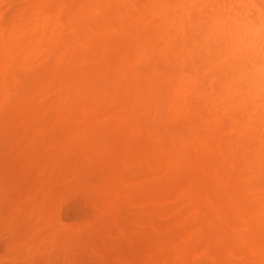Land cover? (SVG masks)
I'll use <instances>...</instances> for the list:
<instances>
[{"label":"rangeland","instance_id":"1","mask_svg":"<svg viewBox=\"0 0 264 264\" xmlns=\"http://www.w3.org/2000/svg\"><path fill=\"white\" fill-rule=\"evenodd\" d=\"M38 2H48L47 4H49V2H53L52 5L45 6L46 10L48 7L49 8L48 10L50 12L51 11L53 12V20H54L53 21V48H51L48 44H46L48 46L43 45V48L40 51L41 53L39 56L42 59V55H44L43 59L40 60V62L48 60L49 57L53 56L51 59V64L49 63L50 67H49V65L47 66V67L52 68V69H51V71L50 70L48 71L50 74L49 73L47 74V71H45V74H43L44 67H41V68L37 67V65L38 64L41 65V63H35V62L32 63L36 69V72H38L39 74H37V75L32 74V75H34L33 77H35V78L31 77V80L30 81L28 80L29 84L25 83L28 86L30 85L31 88H28V86H26V85H25V87L22 86L23 89H20V91H21L20 94L23 96L21 97V95L19 94L18 98L20 100L21 99H24L25 101L28 100L29 103H30V101L33 102V100H34V102L25 108V106L23 107V105H25L28 102H26L24 104V102H23L24 100H22L23 104L21 103L20 114H21V112H23V114H21L19 118L17 117L18 121H16L17 124L15 126V127H18L20 124H22L21 128L19 129L20 135L18 134L19 130H18V132L15 133L14 129H13V131L12 130L9 131V132L12 131V133H13V137L11 139H9V137H11L10 136L11 133H8L6 139L4 137L3 144L1 145L2 146L1 148H3V157H5L4 162L6 161V163H9L13 159H15L16 155L19 152L24 151V153H26V155L24 156V154H21L17 158V160H18L17 163L23 162L26 157H29L27 155L29 154L28 152L30 151V149L31 148L36 149L38 147V145H37L38 140L42 144V145L40 144L41 149L39 148L40 151H38L39 157H41V155L44 152L50 153V151H52V149H53V153H55L56 152L55 149H58L60 147H61L60 149L67 151L71 147V144L75 148L74 149L70 148V150H72V151L77 150L79 152V154L77 151H76L77 153L76 152L72 153V151H71L72 154H70V151H69L68 156H67V154H66L67 152H65V151L63 152L61 150H58V152H56L57 153L56 157H54L55 155L49 156L48 163H49V161H50V163H51V161H53V163H54V159H57V161H55L56 163L53 164L56 166L48 168L46 171V174H45V181H47V182H48L47 177L50 175L51 171L53 174V185H52V187H51V181H50V183H48L46 185V189H50V187H51V189H53V196L55 195L54 197L53 196L51 197L53 202L51 201V199L49 200V202L50 201L52 202V204L49 203V208L52 205L53 207H51L50 209L53 208V210H51V212H50V209L48 208V210L45 214L46 216H44L46 218H43L39 222L37 219H35V218L33 219V216L30 213L32 210L31 205L26 206L25 211L23 209V214H22V212L20 213V214H22V216L19 217V219L23 217V219H22V220H24L23 223L28 222L27 224H29V225H27L28 228H25L24 230H22V232H21L22 236L21 235L20 236L23 238H22V240L19 239L20 242H18L19 241L18 240V241H15L14 244L12 243L11 245H9V247L11 246V249L10 248L7 249L6 245H4L2 243L0 244V264H15V263L16 264H70L71 262L75 263V264L77 262H78L77 264H264V242L257 241L260 238H262V240L264 241V238H263L264 237V230H259V229L253 228L254 231H251L252 228L247 229L243 226L245 222H248V216H249V213L251 210L249 209L247 211V209L244 208L246 211H242V213H236V214L231 213V212L227 213L228 211H226L224 208H221L222 205H221V207H219L220 204H218V202L216 203L215 206L212 204L211 207H209L210 205L208 203H210V204L214 203V200H216V198L212 199V196L211 197L209 196L211 194L209 192H211V190H212V192L214 191L215 193H218V190L215 188L214 182H212L211 180L208 182L207 181L204 182L202 180L203 184L207 187L206 190L202 189V191H204L202 194L204 197L201 196V199H202L201 203L203 205L202 206L199 205V201H197V200H192L193 199L192 197L195 198V194H196V196H198V194H201V193H195L198 191V187H196L197 189L193 188V190H195L194 192H192V190H191V185H192L191 182L197 181L196 178H195V180H193L194 178L192 176V172H193V174H197L198 169H196L195 165L186 166L187 163H189V161L185 162L186 165L184 163V165H185L184 168H181L182 173L185 176H183L181 173L182 176H179V177L174 176V177H171L169 179H161V180L155 181L157 183L154 182V186L149 185L147 187L144 185V182L146 181L145 178L149 177V175L151 176L152 174H154V175H152L153 176L152 178H156V177L161 178L162 175H164V170L161 168H157V167H152L150 169L148 166H143L142 172L143 171H145V172L143 174H141L142 172H139V173H140V175H142L144 177L140 176V178H138L134 182H132V186L138 185L137 186L138 190H141L140 188H142L143 190H148L147 192H149V193L154 192L153 190L149 191V189H152L151 187H153V189L157 188L156 190L160 191L159 186L160 187L162 186L163 188L165 187V189H168V191L165 189H164V192L160 191V193L161 194L163 193V194L159 195L155 199H153L154 195L152 196V198L149 197L152 200L151 201L150 199L147 200V198L149 196L148 194H146V197L145 196L142 197L143 194L137 195V192H138L137 189L132 190L131 192L130 191L127 192L125 190V186L122 185L121 188L122 189L124 188V191H122V195L118 199L121 201L120 204H123V203H126V204H124V206L120 205L121 210H119L120 209L119 205H118L119 209H117L115 207V209H117V210L113 211V212H115L114 216L111 215L110 217L109 216L103 217L104 221L100 220L99 222L101 224H99L97 221H95L96 219H94V218L95 217L98 218L100 216L99 211L103 215L105 213H108V208L111 207V205L114 201V197H112V195L110 193H112L113 190L117 186V183H116L117 178L116 177H118V175L116 176V172H117V174H119L122 171L121 161L123 160V157H125L124 156L125 154L123 153L124 147L119 146L120 144L117 142L118 136H116V134H114V135L109 134L111 132L110 131L111 127L109 130H107L108 129L107 127H106L107 129H105V127H103L105 129V131H103L104 133L102 132L103 129H101V131H100L99 130L100 128L99 129L95 128L94 130H98V131H100L99 133L105 134L104 137L102 136L104 139H107V137H109V136L112 138V136H113V138H115V139H111V138L110 139L114 140L115 142H113L114 143L113 144L110 140L111 144H113L112 148H110V146L107 147V145H105L103 147V146H101V144L103 142L97 143V141H99V140L95 139V136L94 137L92 136L91 138H94L93 140H96L95 141L96 146L91 145V143H88V144L91 147H98V149L100 148L99 151L97 150L98 152L96 151V153H95V151L94 152L90 151V153L86 152V154L84 152V154H82L80 152H83L86 149L82 145H81L82 146L81 148H83L82 151L77 149L79 147V143L81 141L77 143V140L76 139L74 140V138H75V136H78V137H79V135L81 136L80 132L83 129L82 128L83 126H80V124L77 125L76 128L72 126V123L75 122L76 120L77 121L81 120L84 117L85 113L91 112V114L95 115L94 112H96V110H97L98 112H96V114H98V113H101V114L99 115V117L96 115V118H98L99 121L104 120L106 122V125L109 127V125H111V124L108 120L112 121V118L114 115H118L119 119H121V116L123 114L124 115L129 114L127 112H130V113H132V116L133 115L135 116V110H136V116H137L136 118L137 119L135 118V122H134V124H136V126L133 124L132 125L130 124L132 126V128H134V130L127 131V136H131L133 139H136V137H137V138H139V140H144V141L150 140V141H152L151 144L153 146H157V147H161V148H162V146H161V143L158 144L159 142L163 141L164 143L165 142L167 143V141H169V139L176 140V137L177 138H179V137L186 138L185 137L186 136L185 131L188 128V125L185 122H181V121L179 122V120H178V122H179L178 123L177 120L170 118L169 106H168L169 103L165 102V104H164V102H163V101H166L167 94L164 90L163 83L161 82V80H159V77L156 74L151 73V72L148 73L146 71V73H145V71L143 69H142V71L138 70L139 75L141 73H143L140 76L141 77L144 76L145 82L142 81V83L144 82L145 85L147 86L146 87L145 85H143L142 92H141V84H137L136 85L137 87H135V85H134L135 79H137L136 83H138V81L140 80L139 78H141V77L139 75L135 76L136 78L133 79V82H131L132 78L134 77L133 74L131 73V68L139 66L141 64L143 67H144V65H145V67H148V65H150L149 67H152L151 65H153L154 67H159V66L161 67V65H163L166 67L168 66L170 68L171 67L176 68V69L180 68L181 72L179 71V69H178V71H179V73H181V75H183V77H185L186 80L193 81V82L200 81L199 83H203V82L204 83H206V82L207 83H214L215 89H217V91L216 90L215 91L222 93L225 96H229V97H236V96L237 97H260V98L264 99V57L262 55L258 54L257 52H254V51L248 50L246 48H243L242 46H239L235 41H233L232 39H230L228 37L223 36L222 34H217L216 32L213 33L212 29L209 27V25H207V22L204 21L205 18L208 19V18H211L212 16H216V15L217 16H227V17L229 16L232 18H238V19L245 21V22L256 23V24H258L264 28V0H0V14L8 13V16L14 15L13 17L9 16L11 23L8 22L9 19L8 20L5 19L7 22L4 20L2 23H0V25L2 26L6 22L5 26L3 25L4 27H6L7 25L9 26V24H10L9 28H11V30L9 29L10 31H8V29H7V31L11 32L13 29V26L15 24L14 22H15L16 16L14 13H16L18 11H23V10H29L33 5L37 4ZM55 14L56 15L59 14V15L55 16ZM54 16H55V18H54ZM60 17L62 19L64 18L65 22L64 21L60 22L61 21V19H59ZM6 28H4V29H6ZM102 35H105L106 37L103 38ZM83 36L84 37L86 36L85 37L86 40L88 38V42H86V40H85V42L82 41V39H84ZM80 38H82V39H80ZM89 41L92 43V44L90 43L91 45L88 44ZM90 46H94L93 47L94 51H92L93 50L92 48L90 50H88L90 48ZM128 48H130V49H128ZM82 50H84L85 52L81 53V52H83ZM100 51H128V52H130L131 56L129 59L127 57V61L130 62L132 60L131 62L134 64L129 65L128 62L127 63L129 66H127V63H126V65H124V63L120 64V73H119L115 70L116 63H115V61L111 60L113 58L103 59L100 56L99 59L98 58L95 59V55L98 54V52H100ZM83 54H85V55L83 56ZM133 54H134V57H133ZM93 55H94V57H93ZM82 57H83V59H82ZM76 58H77V60H76ZM89 58H91V59H89ZM84 59H86V60H84ZM107 60L109 62H106ZM145 60H146V62L143 63ZM110 62L113 63V65ZM94 63H98V65L101 64L102 69L105 70V71L99 70L98 73H100V72H102L101 74L104 73L99 78H97L98 76L95 78L93 77V75L96 74L97 70L99 69V66H97V68H96V65ZM103 64L105 65V67H103L104 66ZM110 64H111L113 69L110 66V68H109L110 70L108 72H106L107 66L109 67ZM31 65H30V67L33 68L32 67L33 65L32 66ZM121 65L123 68H121ZM126 68H127V72H129L128 74L127 73L125 74ZM100 69H101V66H100ZM111 69L113 70L114 74L117 75V77L119 79L120 78L122 79V81L114 79V81L115 80H117V81L113 82L112 84L108 82L109 84H111V87L106 86L105 89H107V91H110L111 97L109 98V93H107L108 98L106 97L107 100L105 101L103 99V96L106 94L102 93L105 90V89H103V80L102 81H99V80L103 79L104 78L103 76L108 75V74L110 76V77L108 76L109 80H110V78L114 76ZM47 70H48V68H47ZM54 70L58 71V72L56 71L57 74H55V75L59 74L57 77L53 76L55 73ZM78 70L80 71V73L78 72ZM82 71H84L83 72L84 75L79 76L82 73ZM32 72H33V70H32ZM175 72H177V70L173 71V73H175ZM42 75H43V77L48 76L47 79L45 78L46 79L45 83H44L45 79H43ZM138 76H139V78H138ZM53 77H54V79H53ZM108 77H106V78H108ZM128 77L130 78V80L128 79ZM78 78H80V80ZM37 79H40L41 84L39 83V81H37L39 84L36 87H35V84H32V85H34V86H32L31 85L32 82L37 84V82H36ZM52 79H53V81H51ZM148 79L149 80L154 79L153 81H155L156 83L153 82L152 80L149 82ZM93 80H95V81H93ZM50 82H52L53 84L55 83V86L53 84H51ZM82 82L84 85L85 84L87 85V83L89 84L88 86H85L86 89L83 91H81L83 89L82 88L83 85L80 84ZM110 82H111V80H110ZM157 82H161L160 83L161 87L159 85H157ZM95 83L99 87H97V86L94 87ZM139 83H141V81H139ZM151 83L152 84L155 83L156 85L154 84V87L152 88ZM104 84H106V83H104ZM118 84H120V85L123 84V86H120V88H115L116 86H118ZM127 84H128L127 87H129V88L125 87ZM49 85L52 86L50 89H48ZM226 85L228 87H225ZM61 86H63V87H61ZM26 87L28 89H25ZM46 87H47V89H46ZM90 87H91V89H89ZM99 88L103 89V91L101 90L102 92H100V93L97 91L96 93L98 96L94 95L95 93H93V92H95V90L100 91ZM88 89H89V91H88ZM155 89H157V92ZM29 90H31V91H29ZM69 90H72V91L70 92ZM118 90L122 91L120 93L121 98L118 97V95H119ZM161 90L164 93L163 92L161 93ZM23 91H25L26 93H24ZM41 91H44L43 92L44 94L40 93ZM84 91H86L87 93L85 94L84 97H82V95H84V94H81V93H84ZM107 91H105V92H107ZM144 91H146V92H144ZM29 92H31V93H29ZM69 92H70V94H69ZM101 93L103 94V96L99 95ZM113 93L118 94L117 95L118 99H116L117 101L116 100L114 101V103H118V104H116L117 107H114V108L113 107H107V108L104 107V109H106V111L104 109L100 108L106 102L110 103L111 100L114 99ZM134 93H135V96H133ZM137 93H141V94L139 95ZM148 93L149 94L152 93V96H150ZM136 94L140 97L139 99H137L138 97L136 96ZM142 95L144 97H142ZM161 95H163V96L159 98V96H161ZM126 96L128 97L127 100L125 99ZM72 98H75V100ZM85 98H86V100H85ZM158 98L161 100V102ZM71 99L74 100V102L77 101L75 103V105H73L74 103L73 104L71 103ZM101 99H103V101ZM120 99H123V100L119 101ZM79 100H81V101H79ZM93 100H94V102H92ZM95 100H97V101H95ZM100 100L103 103H101ZM67 101L69 102V104L73 105L72 106L73 108H71L69 106V104H67ZM118 101L121 102L122 104H119ZM148 101H149V103H148ZM96 102H99V104ZM133 102H134V104H133ZM62 103L66 104L64 108L62 107L63 106ZM78 103H81V104L78 105V108H77L76 105ZM152 103H153V105H151ZM154 103L156 104V107H159V105H163V106H166V108L164 107L162 109V106L159 108H155ZM198 103H200L199 105H197L198 109L200 111H201L200 108L205 109V110H203L204 112L207 111V113L206 112L205 113L208 114L207 115L208 119L205 117L206 114H204L202 111L199 113L201 114L202 117H204L203 120L208 122V120H210V117H211L209 115H211V114L209 113V111L205 107L206 105L203 101H200ZM137 104H139V107ZM141 104H143V105H141ZM42 105H43V107H41ZM112 105L113 104H111V106ZM135 105H137V108H134ZM57 106H59L58 110H60V106H61L63 111H57V108H56ZM140 106H141V108H140ZM33 107H34V109H33ZM167 107H168V109H167ZM51 108H54L56 110H53V111L48 113V111H50ZM133 108L135 110H133V112H131L132 110H130V109H133ZM138 108H140L139 111H138ZM160 108L163 111H165L164 113H166V114H164ZM28 109H32L35 112L31 113V111H29L30 112L29 113ZM71 109L73 111H71ZM122 109H126L125 110L126 113H124L123 111L121 113L117 112V110L120 111ZM166 109H167V112H166ZM25 110H27L26 111L27 113H25ZM38 110H41V111H38ZM102 110L104 112H102ZM219 110H220L219 113H221L222 108H220ZM146 111H147L146 114H148L147 118L145 117L144 119H141V121L143 120L142 123L136 121V120H139L141 116H142L141 118H143ZM46 112L49 116L44 115V114H46ZM59 112H61V113H59ZM69 113L71 114V116L69 115V117H68ZM161 113H163V114H161ZM149 114H151V115H149ZM157 114H159V116H157L158 118L161 115L162 120L160 122H164L163 118H165L166 122L165 123L158 122L159 121V120H157L158 118L156 119ZM53 115H55V116H53ZM164 115H166V116H164ZM219 115H222V117H220ZM24 116L28 120V122L26 121V123L23 122ZM40 116H42V119H40L41 118ZM218 116L220 118V123H221V119L224 120L223 121L224 123H225V120H228L231 122V120H229L228 118L227 119H226V117L223 118V111L221 114H218ZM47 117H50L51 120ZM62 118L64 120H62ZM154 119L157 120L159 125L162 124L163 127L167 123H170V124L175 123L174 124L175 127L177 126L176 124H181L180 128L181 127H183V128L180 129L181 132L180 131H178V132H180L182 134V132L185 130L184 131L185 134L179 135L178 132H175L177 134L176 135V134H174L175 130L173 129V132H172L173 136L171 135L173 138H171V136L167 135V133H169V132L164 130V128L162 126H161V129L160 128L158 129L156 127V125L154 126L155 128L153 127V124H151V122L153 123ZM37 120H39L38 123H37ZM132 120L130 122H132ZM40 121H41V123H40ZM230 122L228 124L229 126L231 125ZM43 123L47 124V125L45 124L46 127H42ZM137 123H139V125H142V126L139 128V125H137ZM226 123H227V121H226ZM55 125H57V126H55ZM145 125L146 126L148 125V127L145 128L146 130H143ZM150 125L152 127H151V131L149 132ZM159 125H158V127H159ZM224 125H223V127H224ZM28 126H30V127H28ZM218 126H220V125H218ZM218 126H214L212 128V131H216L218 129ZM229 126H226V129L223 128L224 130L220 129L221 131L218 129L220 134L218 132L212 133L213 136H214V134L216 135V138L219 136V140L217 139L215 141L216 143L218 141L221 142L222 139L224 140V135H225V137H227L226 134L228 133V130H229L228 127ZM167 127L171 128L169 125H167L166 128ZM177 127H176V129H177ZM51 128L54 129L53 132H55V133H57L58 130L59 131L62 130L63 132H62V134L59 133V131L57 134H55V133L51 134L50 133L52 131ZM55 128L56 129L59 128V129L56 131ZM49 129H50V132L48 135L51 137H48L47 133H45V132H48ZM64 129L67 130L66 133H65ZM26 130H28V131H26ZM152 130H154V133L156 135L161 134L164 137L156 136ZM160 130H161V133H156V132H159ZM167 130H169V129H167ZM178 130H179V128H178ZM98 131H93V133L94 132L96 133ZM141 131H142V134H145L146 136L140 135ZM171 131H172V129H171ZM24 132L29 133L27 135V137L23 136V135L27 134V133L25 134ZM148 132L150 134H146ZM151 132H152V134H151ZM45 134L47 135V137L45 136ZM106 134H109V136H106ZM16 135H19V136H16ZM41 135H42V137L44 136V138H42V137L40 138L39 136H41ZM55 135H56V138H54V139H56V141H54L52 139L49 141L46 140L48 138L55 137ZM153 135H155L156 137L154 138ZM22 136L24 137L23 141L21 140ZM37 136L39 137V139L37 141L32 142L34 144L33 145L31 143V141H33V138L34 137L36 138ZM141 136H142V138H141ZM14 137H16L17 139ZM83 137H85V136L83 135ZM83 137H82V139H83ZM151 137H152V139H150ZM157 137H159V139H156ZM161 137H162V139H161ZM40 139H42V140H40ZM163 139L166 141H164ZM66 140L67 141L70 140V142H72V140H74L73 143L76 141V144L75 145L73 143L69 144V142L67 143ZM79 140H80V137H79ZM87 140H88V138H87ZM90 140H92V139H89L88 141L85 140L86 143L85 142H83V143H85V145H86L87 142H89ZM173 140H170V142L167 143L168 145H165V146H167V148L165 147V150L174 146L175 142H173ZM64 141L66 142L65 144H64ZM103 141H107V140H103ZM155 141H159V142L157 143ZM40 142H38V143H40ZM48 142H50L49 145H48ZM90 142H92V141H90ZM110 142H108V143H110ZM220 142H218V143H220ZM225 142H227V140H225ZM35 143H36V145H35ZM43 144H45V145H43ZM66 144L70 147L68 149H64V147L62 148V146H65ZM88 144H87V146L90 147ZM92 144H93V142H92ZM178 144L179 143H176L175 146L173 147L174 152L177 149ZM162 145H164V144L162 143ZM224 145L226 146L227 143ZM91 147H90V150H91ZM113 147H116V149H114ZM95 149L96 148H94L92 150H95ZM60 152L61 153L63 152L64 155H62L63 153L61 154ZM92 152H93V154H91ZM60 154L62 155V157ZM187 154L191 155V150L190 151L187 150V152L185 153L186 157H187ZM39 157H37V158L39 159ZM66 157L69 159L68 161L66 160L67 162L63 160ZM191 166L194 167L192 172L190 171L192 169ZM53 169H54V171H53ZM141 169H140V171H141ZM146 171L148 174H146ZM194 176L197 177V175H194ZM180 180H182V182H180ZM200 182H199V184H200ZM44 183L45 182H43V184ZM182 183L184 184V186ZM247 184H245L244 186L241 187V188H243L242 190H245L246 187H248L246 190L247 193H245V191L243 193V191H242V197L244 198V200L242 198H241V200H243L244 206L249 201L248 192L252 188L251 187L252 184H250V183H247ZM204 185H202V186L204 187ZM144 186L146 187V189L144 188ZM170 187H172V188H170ZM211 187H213V189H211ZM143 190H141L140 192L142 193ZM161 190H163V189L161 188ZM186 190H187V192H186ZM166 191H167V193L168 192L171 193L170 196L173 195V197L170 198L169 194L166 195L168 198L165 197ZM176 191H177V193H176ZM199 191H200V189H199ZM128 193L133 194L134 197H136V196L140 197L141 196L142 198H140L138 203H137V201L133 200L134 197L129 201V198H131L132 195H130ZM106 195H107V197H106ZM109 195H111L110 196L111 198L109 197ZM163 195H164V197H163ZM162 197L164 198V200L161 201V199H160V201H161V203H160L161 208H160L159 204L158 205H156V204L159 202L158 201L159 198H162ZM214 197H218L219 199L220 198L223 199V196L220 197L219 194L218 195L216 194ZM245 198H247V200ZM38 199H39V201H42L41 196H39ZM103 199H105V200L103 201ZM145 199L147 201H144ZM153 200H156V201H153ZM184 201H186V202L183 203ZM223 201H225L224 204L226 202H228L225 196H224V199L221 200L220 202H223ZM99 202L104 204V206L102 204L99 205ZM178 202H179V205L176 204ZM117 203L119 204V201ZM150 204H151V208L149 207ZM152 204H154L155 206H153ZM164 204H165V206H163ZM197 204H198V206L204 207L205 209L202 208L204 210H202L200 212V207H198ZM95 206H98V212H97V210L95 211ZM187 206H189V207H187ZM146 207H148L147 210L150 209L149 210L150 212H153V210H154V213H153L154 219H153V216H151L152 213H149V211L148 212L146 211V213H149L150 217H152V218H149V214H148V216L143 215L145 213L144 211H143L142 215L146 216V217L142 218V217H140V215H138L139 213L136 211L137 212V213H135L136 218H134V220H129L130 221V224H129L127 219H130L131 216H127V214L128 215H130V213L133 214L135 211L134 212H132V211L135 208H136V210L140 209V211L139 210L138 211L142 212L141 210H146L145 209ZM163 207H167V209H165V208L163 209ZM168 207H170V210L168 209ZM171 207H174V208L171 209ZM123 208L125 210L127 208L126 211L127 212L130 211V212L125 214L127 216V218L126 217L125 218L119 217L121 219V223L118 224L116 222V220L119 219L118 213L121 212V214H122V215L119 214V216L120 215L124 216L123 213H126V211H122ZM159 208H160V210H159ZM14 209L15 210H13V209L12 210L16 211V208H14ZM131 209H132V211H131ZM162 209L165 212H162L161 211ZM221 209H223V210H221ZM118 210H119V212H118ZM183 210H185V212H183ZM207 210H208V212H207ZM212 210H214V211H212ZM210 211H211V213H210ZM96 212L98 213L97 215H96ZM167 212H168L167 217L164 216L165 218L164 217L160 218V216H162L163 213H165L167 215ZM181 212H182V214H180ZM219 212L221 213V215L219 214ZM51 213L53 215H51ZM244 213L246 216L242 215ZM159 214H160V216H159ZM87 215H88V217H93L96 226H97V224H99L102 227H101V230L97 231L98 233H93L94 235H91L90 239L89 238L86 239L85 243L81 242L82 245L78 246L76 243H73L72 246H74L75 249L78 248L81 250V248H85V249H82L83 252L81 251L83 254L80 252L81 258H79V255L72 254L73 253L72 252L73 249L71 248L72 246L68 247L69 246L68 244L63 243V239H62L63 237H61L60 234L63 233V230L67 231L69 229V227H71L73 225L78 226L79 224L77 222L79 221V223H80V221H83V220H81L83 218L85 221H83L81 223V225L84 226L85 222H86L85 217H87ZM207 215H209V216H207ZM222 215H224L223 217H224L226 222L223 221L224 219L222 218ZM17 216H18L17 213H12L10 211L9 213H7V215L4 218H0V241L4 240L6 238L5 234L11 228V227H9L10 226L9 223L12 219H15V220L18 219ZM55 216L57 217L58 221L56 220ZM115 216H117V218H115ZM172 216H174V218H176V219L173 218L175 221H177V218L179 219L178 223L171 221ZM53 217H54V219H53ZM138 217H140V218H138ZM147 217L149 218V220L147 219ZM227 217H229V218H227ZM123 218H124V220H123ZM141 218H142V220L145 218L143 220V222H146V221L148 222V225H145L146 227H144L143 226L144 223H142L140 221ZM47 219H49V220H47ZM214 219L217 221L215 222ZM232 219L234 221H232V224H231L229 222H231ZM87 220H88V218H87ZM136 220H137V222H136ZM153 220H156V223L160 222V225L165 220L163 222V226H162L163 231L165 230L163 233L164 235L158 234V231H156V229L154 228ZM168 220L171 223L174 222L172 224L169 223V225H172V226L168 225ZM201 220H202V222L206 221V222H204V225H206V227L202 228L203 225L201 227V224H203V223H200ZM56 221L58 222L57 224H56ZM90 221L93 222L92 219H90ZM109 221L112 223L110 224ZM125 221L128 224L124 225ZM133 221H135V222H133ZM184 221H186L185 222L186 224L184 223ZM239 221L242 224V226L238 224ZM37 222L39 223L38 226H37V224H38ZM132 222H133V225L135 223V225H134L135 227L132 225ZM166 222H167V224H166ZM137 223L141 224V225L139 224L140 229H141V227L145 228V229L142 228L143 231L144 230L146 231L147 229H149V227L152 230L155 229V231L152 232L149 229L152 234H150L149 230H147L146 233H144L145 231L141 232L142 229L141 230L139 229L140 231L139 230L136 231L137 229L136 230H134V229L139 228L138 227L139 225ZM156 223H154V224H156ZM183 223L185 224V226ZM217 223L221 224V226H223V227L218 226L219 224H217ZM112 224H113V226H112ZM116 224H118V225H116ZM182 224H183V226H182ZM50 225H51V229L49 228ZM95 225H94V229L96 228ZM103 225H104V227H103ZM160 225L158 223L156 225V228L159 231L162 230L161 229L162 227H160ZM75 226H73V227H75ZM120 226L122 227V229L120 228ZM166 226H167V228H165ZM172 227H174V228L176 227V229H174ZM207 227L208 228L212 227L215 230H208ZM41 228L42 229L46 228L45 230H43L44 231V233L42 232L43 234L40 232L42 230ZM48 228H49V230L47 231ZM124 228H126L127 231H126V229L124 230ZM170 228H172V229H170ZM181 228H182V230L183 229H188V230L192 229L190 231L192 232L193 235L195 234V238H193V240H192V234L191 233L189 234L188 232H186V230L184 233L181 230ZM216 229H219V230H216ZM227 229H229V230H227ZM133 230L135 231V233L138 232V233H142L144 236L146 235V237H141L142 236L141 234H140L141 236L140 235L138 236V234L136 236L135 233H132V232H134ZM171 230H172V236L171 237L172 238L175 237V240L178 241L177 244H176V241L172 242L173 241L172 239H167V241L170 240L169 243L171 245L169 244V247H167L168 243L166 244L167 241L165 242V240H164V245L166 246L165 247L163 245V243H161V241L163 242V238H165V237H163V238L161 237L162 240L161 239H160L161 241L159 240L160 241L159 243H161V245H163V247L158 243V241H155V239L158 240L160 236H166L168 233H171ZM180 230L183 233H181ZM124 231H125V233H124ZM163 231H160V232H163ZM166 231H168V232H166ZM67 232H66V234L63 233V234H65V235H62V236H64V238H65V236H67ZM165 232H166V234H165ZM237 232H239V233H237ZM241 232H242L243 236L241 235ZM243 232H244V234H243ZM236 233H237L236 236H238V237L235 236ZM153 234H155V235H153ZM157 234L159 236H157ZM232 234H234V235H232ZM148 235H150V236L153 235L152 237H154V236H157V237H154L155 239L154 238H147ZM170 235H168L169 237H167V238H170ZM254 235L255 236L260 235L261 237L259 236L260 238L259 237L254 238L255 237ZM245 236L247 238H249L250 241H249V239H245L246 238ZM150 239H154L155 243L157 242L158 246L156 247L154 241L152 240L153 242H151ZM50 241L53 242L52 248L50 247L51 244L50 245L48 244L49 246H46V244H44L47 242L50 243ZM236 241H238L237 244H236ZM247 241H249V245H247V243H248ZM251 241L253 244L251 243ZM190 242H192V243L190 244ZM43 244L45 245V247ZM184 244H185V246H184ZM41 245H43V247H44L43 250L41 248H38ZM159 246H161V247L159 248ZM177 246L181 250L179 249V251H178V249L176 248ZM249 246H251V247H249ZM16 248H18L17 252H15ZM86 248L88 251L87 253L85 252ZM68 249H71L72 253L69 252L70 250H68ZM233 249H236L235 252H233ZM11 250H13V251H11ZM182 250H183V252H182ZM184 250L187 252L184 253ZM243 250H245V252H246L245 254L247 256L243 254V252H242ZM7 251H8V253H7ZM238 251H240L241 253H239ZM9 253H11V256L13 255L12 258H11V256H9L10 255ZM35 253H37V254H35ZM68 253H71L72 256L74 255L79 260H76L77 262H75L76 258L74 257L71 259L72 256L69 257L70 254H68ZM181 256H182V258H181ZM15 259H17V261H15ZM81 259H84V260H81Z\"/></svg>","mask_w":264,"mask_h":264},{"label":"bare ground","instance_id":"2","mask_svg":"<svg viewBox=\"0 0 264 264\" xmlns=\"http://www.w3.org/2000/svg\"><path fill=\"white\" fill-rule=\"evenodd\" d=\"M47 3L48 2H38L37 4L33 5L29 10H23V11H18L16 13H14L15 16H16L15 17V22H14L15 24H14L13 29H12L11 32H8V31L11 30V28H9L10 24H9V26L7 25L8 27L6 26L7 28L4 27L5 24H6V22H7L5 19L8 20L10 18L9 16L13 17L14 15H9L8 16V13L0 14V23H2L4 20L6 21L5 24H3L4 26L2 25L6 29H4L0 25V218H4L7 215V213H9L10 211L12 213H17V215H18L17 216L18 219H16V220L15 219H12L10 221V223H9L10 226L9 227H11V228L5 234V237L6 238L4 240L0 241V244L2 243L4 245H6L7 249L8 248L11 249V246L9 247V245H11L12 243L14 244L15 241H18L19 239L22 240L23 237H21L22 236L21 235V232L25 228H28L27 225H29V224H27L28 222L23 223V221H24V220H22L23 217L20 218V219H19V217L22 216L23 209L25 211V207L26 206H28V205L30 206L31 205V209L32 210H31L30 213L32 214L33 219L35 218V219H37L40 222V220H42L43 218H46L44 216H46L45 214H46V212H47V210L49 208V203L52 204V202H53L52 199H51V197L53 196V189H51V187L53 185V174H52V171H51L50 172V175L47 177L48 182L45 181V174H46V171H47L48 168H51L53 166H56V165H53V164H55L56 163L55 161H57V159H54V163H53V161H51V163L49 161V163H48L49 156L55 155L54 157H56V155H57L56 152H58V150H61L63 152L64 151L67 152L66 153L67 156H68V152L69 151H70V154H72L73 152L75 153L77 150H74V151L70 150V148L71 149H74L75 148L71 144V143H73V141L75 139L77 140V143L81 141L79 143V147L77 149H79V150L82 151L83 150V148H81L82 146L85 147L86 150L88 149L87 151L84 149L85 151L80 152V153L84 154V152H85V154H86V152L87 153L88 152L90 153V151H93V152L95 151V153H96V151L97 150L99 151L100 148L98 149V147H91L88 144V143H91V145H95L96 146V142H95L96 140H93L94 138H91L92 136L93 137L95 136V139L99 140V141H97V143H102L103 142L101 144V146L104 147L105 145H107V147L110 146V148H112V145L114 144L113 142H115V141L114 140H111V139H115V138H113V136L111 138L109 136V134H113V135L116 134V136H118L117 142L120 144V145L118 144L119 146H123L124 147L123 148L124 149V152L123 153L125 154L124 155L125 157H123V160L121 161L122 171L119 174H117V172H116V176L118 175V177H116L117 178V180H116L117 186L113 190V192L110 193L112 195V197H114V201H113L111 207L108 208V213H105L103 215L99 211V215L100 216L98 218H96V217L94 218V219H96L95 221H97L99 224H101L99 222L100 220L104 221V218L103 217H108V216L110 217L111 215L114 216L115 212H113V211L119 209L120 205L121 206L122 205L124 206V204H126V203L120 204L121 201L118 199L122 195V191H124V188L122 189L121 187H122V185H124L125 186V190L127 192H129V191L131 192L132 190H136L138 188L137 187L138 185L132 186V182H134L136 179H138V178H140V176H142V175H140L139 172H142L143 166H148L150 169L152 167H157V168H161V169L164 170V175H162L161 178H159V177L152 178L153 177L152 175H154V174H152L151 176L149 175V177L145 178L146 181L144 182V185L147 187L149 185H153L154 186V182L155 181H158V180H161V179H169V178L174 177V176H176V177L177 176L178 177L179 176H182L183 173H182V169L181 168H184L185 165H186L185 162L189 161V163H187L186 166L195 165L196 166V169H198V172L196 171L197 174H193V172H192V170H193L194 167L191 166L192 169L191 168H190L191 170L189 169L192 172V176L194 178V179L193 178L192 179L195 180V178H196V180H197L196 182L195 181L191 182V184H192L191 185V190H192V192H194L195 190H193V188L194 189H197L196 187H198V191L195 192V193H201V194H198V196H196V194L194 193L196 199L194 197H192L193 198V199L191 198L192 200H197V201H199V205H201V206L203 205L201 203V200H202L201 199V196L204 197L202 195L203 192H204V191H202V189H205L206 190L207 187L203 184L202 180L204 182L205 181L208 182V181L211 180L212 182H214L215 188L218 190V193H215L214 191L212 192V190H211V192H209V193H211L209 196L210 197L212 196V199L213 198H216V200H214V203H211V204L208 203L210 205L209 207H211L212 204L215 206L216 203L218 202V204H220L219 207H221V205H222L221 208H224L226 211H228L227 213L231 212V213H235V214L236 213H242V211H246L245 209H247V211L250 209L251 211H250L249 216H248V222H245L243 226L245 228H247V229L252 228L251 231H254L253 228H256V229H259V230H264V99L263 98H260V97H237V96L236 97H229V96H225L222 93L216 92L217 89H215V84L214 83H207V82L204 83L203 81H202L203 83H199L200 81L193 82V81L186 80L185 77H183V75H181V73H179V71L181 70L180 68H177V69L176 68H173V67L170 68L168 66L166 67V66H163V65H161V67L160 66L159 67H154L153 65H151L152 67H149L150 65H148V67H145V65H144V67H143L142 64L139 65L140 67L139 66H136V67H132L131 68V73L134 76L132 78V81L131 82H133V79L136 78L135 76L139 75L138 74V70H141L142 71V69H143L145 71V73L147 71L148 73L151 72V73L156 74L159 77V80H161V82L163 83L164 90H165V92L167 94L166 101H163V102H164V104H165V102H168L169 103L168 106H169V115H170V118H172L174 120H177V122H178V120H179V122L180 121L181 122H185L188 125V128L186 129V131L183 129L186 132V134L184 133V131L181 134L180 133L181 132L180 129L183 128V127L180 128V125L181 124H176L178 126V127L176 126L177 129L174 126L175 123L174 124L167 123V124H165L164 127H163L162 124L159 125L158 122H160L162 120L161 115H160L159 118L157 117V116H159V114L156 115V119L158 118L157 120H159V121L157 122V120L154 119V122L153 123L151 122V124H153V127L156 125V127L158 129L159 128L161 129V126H162L164 128V130H166V131L169 132V133H167L168 136H171V135L173 136V133H172L173 132V129L175 130L174 131V134H176L175 132L180 131V132H178L179 135L180 134L181 135H184V134L186 135L185 136L186 138H184V137L177 138L176 137V140L169 139V141H167V143H169L170 140H173V142H175V144L176 143H179L178 146H177V149L175 150V152L173 150V147L175 146L174 143H173L174 146H172L171 148L165 150V147L167 148V146H165V145H168L166 142H165L166 143L165 144L163 141L162 142L155 141L157 143L159 142L158 144L161 143V146H162V148H161V147L153 146L151 144L152 141H150V140H145L144 141V140H139V138H137V137H136V139H133L131 136H127V131L134 130V128H132L131 125L133 124V125L136 126V124H134V122H135V118L137 116H136V110L134 108H137V105L139 107V104H137V105H135V107L133 109H130V110H132L131 112H133V110H135V116L134 115L132 116V113L127 112L129 114H127V115H124L123 114L121 116V119H119V116L118 115H114L113 118H112V121L108 120L110 122V124H111V125H109V127L106 125V122L104 120L99 121V119L96 118V115L99 117V115L101 114V113L96 114V112H98L97 110H96V112H94L95 115L94 114H91V112H89L90 114L89 113H85L84 117L81 120H78V121L76 120L75 122L72 123V126L73 127L76 128V126L80 124V126H83L82 127L83 129L80 132L81 133V136L79 135L80 140H79V137L78 136H75V138H74V140H72V142H70V140H68V141L66 140L67 143L69 142V144H71V147L66 144L65 146L67 148L65 146H62V148L64 147V149H68L70 147L67 151L66 150H63V149H60L61 148L60 147L58 149H55V151H56L55 153L56 154L53 153V149H52V151H50V153L49 152H44L41 155V157H39L38 156V151H40L39 148L41 149L40 146L42 144H41V142L38 139H39V137L40 138L42 137V135H41L39 137L37 136L38 138L37 137L36 138L34 137L36 140L33 138V141H31V143H32V142L38 140L37 141V145H38L37 148L38 149L37 148L36 149H34V148L32 149L31 148L30 151L28 152L29 154L27 155L29 157H26L23 162L17 163V161H18L17 158L21 154H24V156H25L26 153H24V151L19 152L16 155L15 159H13L12 161H10L9 163H6V161L4 162L5 157H3V148H1L2 147L1 145L3 144V139H4V137L6 139L8 133H11V135H10L11 137H9V139H11L13 137V133H12L13 129H14V132L16 133V132H18V130L21 128V125H22V124H20L18 127H15L16 124H17L16 121H18L17 120V117L19 118L20 115L23 114V112H21V114H20V110H21L22 100H24V99H21L20 100L18 98V96H19V94L21 92L20 89H23L22 86H24V87H25V85L28 86L27 84H29V81L31 80V77H33L34 75L39 74L38 72H36V69H35V67H34V65L32 63L33 62H35V63H41V65L38 64L37 67H39V68L44 67L43 74H45V71H47V74H48L49 73L48 71L49 70L51 71V69H52V68H49V67H50L51 59H52L53 56L49 57L48 60H45L43 62H40V60L43 59V56L44 55H42V59H41V57H39L40 56V53H41L40 51L42 50L43 45L48 44L51 48H53V21H54L53 20V12L52 11L50 12L48 10L49 9L48 7H47V10L45 9L46 8L45 6L52 5L53 2H49V4H47ZM58 15L59 14H57V15L55 14V16H58ZM55 16H54V18H55ZM61 17L59 18V19H61L60 22H62V21L65 22L64 18L62 19ZM10 21L11 20L9 19L8 22H10ZM204 21L207 22V25H209V27L212 29L213 33L216 32L217 34H222L223 36L228 37V38L232 39L233 41H235L239 46H242L243 48H246L248 50L257 52L258 54H260V55H262L264 57V28L262 26H260V25H258L256 23L245 22V21H242V20H240L238 18H232V17H229V16L227 17V16H217L216 15V16H212L211 18H208V19L205 18ZM7 29H8V31H7ZM102 36H103V38L106 37L105 35H102ZM85 37H84V39H82V38H80V39H82V41L85 42V40H86ZM86 42H88V38H87ZM90 43L91 42L89 41L88 44H90ZM48 45H46V46H48ZM93 47L94 46H90V48L88 50H90L91 48L93 49ZM128 49H130V48H128ZM82 51L83 52H81V53H84L85 52L84 50H82ZM92 51H94V49ZM128 51H100V52H98V54L95 55V59H97V58L99 59L100 56L103 59H111V58H113L111 60L112 61H115V63H116L115 70L120 73V64H123L124 63V65H126V63L128 62L127 61V57L129 59L130 56H131L130 55V52H128ZM84 55L85 54H83V56ZM93 57H94V55H93ZM133 57H134V54H133ZM82 59H83V57H82ZM89 59H91V58H89ZM76 60H77V58H76ZM84 60H86V59H84ZM106 62H109V61L107 60ZM130 62H128L129 65L130 64H132V65L134 64V63H132V62L130 63ZM145 62H146V60L143 63H145ZM128 63H127V66H129ZM94 64L96 65V68H97V66H99V69L97 70L96 74H94L95 76L93 75V77L95 78V77L98 76L97 78H99L100 76H102L104 74V73L101 74L102 72L98 73L99 70L102 71L104 69H102V65L101 64H99V65H98V63H94ZM111 64L113 65V63H111ZM111 64L109 65V67L107 66L106 72H108L110 70L109 68H110ZM30 65L34 69L31 68ZM48 65H49V67H47ZM100 66H101V69H100ZM103 67H105V65ZM47 68H48V70H47ZM111 68H112V66H111ZM121 68H123L122 65H121ZM127 68L125 69L126 70L125 71V74L126 73L127 74L129 73V72H127ZM178 69H179V71H178ZM32 70H33V72H32ZM175 70H177V72L173 73V71H175ZM56 71L54 70V72H55L54 75H53L54 77H57L59 75V74L58 75H55L58 72V71L57 72ZM78 72L80 73L79 70H78ZM83 72L84 71H82V73L79 76H81V75L83 76L84 75ZM112 72H113V70H112ZM32 74H34V75H32ZM113 74H114V72H113ZM141 74H143V73H141ZM105 76L108 77L109 74L108 75H105ZM105 76H103L104 77L103 79L99 80V81H102L103 80V89H105L106 86L111 87V84L113 82H116L117 80H121L122 81V79L121 78L119 79L116 74H114V76H113L114 78L113 77L110 78L111 82L109 80V77L110 76L108 78H106ZM139 76H138V78H139ZM42 77H43V75H42ZM54 77H53V79H54ZM33 78H35V77H33ZM45 78L47 79L48 76L43 77V79H45ZM46 79L44 80V83L46 82ZM53 79L51 81H53ZM78 79L80 80V78H78ZM114 79H117V80L114 81ZM128 79L130 80L129 77H128ZM139 79H140L139 81H141V83H139V81H138V83H136V80L137 79H135L134 80V83H135L134 85H135V87H137L136 86L137 84H141V92H142V89H143L142 87H143V85H145V83H144L145 82L144 81V76L141 77V78H139ZM151 80L153 81L154 79H151ZM151 80H149V82ZM37 81H39V83L41 82L40 79H37L36 82ZM93 81H95V80H93ZM142 81H144V82L142 83ZM108 82L111 83V84H109ZM153 82H155V81H153ZM161 82H157V85L160 86V83ZM25 83H27V84H25ZM39 83L37 82V84H36V83L32 82L31 85L32 84H35V87H36ZM50 83L53 84L52 82H50ZM104 83H106V84H104ZM80 84L84 86V87L82 86V88H83V89L81 88L82 90L80 89L81 91L85 90L86 89L85 86H88L89 85L88 83H87V85L86 84L84 85L83 82L80 83ZM123 84L122 85L118 84V86H116L115 88H120V86H123ZM154 84H152V88L154 87ZM53 85L55 86V83ZM32 86H34V85H32ZM96 86H97V84L95 83L94 84V87H96ZM127 86H128V84L125 87L126 88H129ZM51 87L52 86L49 85L48 86V89H50ZM61 87H63V86H61ZM97 87H99V86H97ZM225 87H228V86L226 85ZM28 88H31L30 85L28 86ZM28 88L26 87L25 89H28ZM46 89H47V87H46ZM89 89H91V87ZM89 89H88V91H89ZM99 89H100V91L99 90H95V92H93V93H95L94 95H97V93H96L97 91L99 93L103 91V89H101V88H99ZM155 90L157 92V89H155ZM29 91H31V90H29ZM69 91L71 92L72 90H69ZM105 91H107V89H105L104 92H102V93L103 94H106V95L103 96L102 93L99 94V95L103 96V99L106 101L107 98H108V94L107 93H109V98L111 96H110V91H107V92H105ZM23 92L26 93L25 91H23ZM43 92L44 91H41L40 93L44 94ZM70 92H69V94H70ZM121 92L122 91H119L118 90V94L119 95L116 94V93H115L116 94L115 95L113 93L114 94V95L112 94L114 96V99H112L113 101L111 100L110 103H107L106 102L100 108L104 109V107L105 108H107V107H113V108L114 107H117L116 104H118V103H114V101L116 99H118V97L121 98V95H120ZM144 92H146V91H144ZM162 92L163 91L161 90V93ZM29 93H31V92H29ZM86 93H87L86 91H84V93H81V94H84V95H82V97H84ZM137 94L140 95L141 93H137ZM137 94H136V96L138 97L137 99H139L140 97ZM117 95H118V97H117ZM149 95L152 96V93L149 94ZM163 95L159 96V98L162 97ZM22 96L23 95H21V97ZM133 96H135V93H134ZM142 97H144V96L142 95ZM72 99L75 100V98H72ZM72 99H71V103L72 104L74 103L73 105H75V103L77 101L74 102V100H72ZM103 99H101V100L103 101ZM125 99L127 100L128 97L126 96ZM85 100H86V98H85ZM101 100H100V102H101ZM121 100H123V99H120L119 101H121ZM79 101H81V100H79ZM95 101H97V100H95ZM200 101H203L205 103V105H206L205 107L207 108V110L211 114V115H209L211 117H210V120H208V122H206L205 120H203L204 117H202L201 114L199 113L201 111L204 114L207 113V111H205L206 113L203 111V110H205L203 108H200L201 111L198 109V106L197 105L200 104V103H198ZM23 102H24V104L26 102H28V103H26L27 105L26 104L23 105V107L25 106V108H26L27 106L31 105L34 102V100H33V102L30 101V103H29L28 100H26V101L24 100ZM92 102H94V100ZM160 102H161V100H160ZM64 103H62L63 104V106H62L63 108L66 105ZM96 103L99 104V102H96ZM101 103H103V102H101ZM148 103H149V101H148ZM67 104H69L68 101H67ZM80 104L81 103H78L76 105V107L78 108V105H80ZM111 104H113V105L111 106ZM119 104H122V103L119 102ZM133 104H134V102H133ZM73 105L69 104V106L71 108H73L72 107ZM141 105H143V104H141ZM151 105H153V103ZM154 106H155V108H159L161 106H162V109L164 107L166 108V106H163V105H159V107H156V104H155ZM41 107H43V105ZM58 107L59 106L56 107L57 108V111H63V109L61 108V106H60V110H58L59 109ZM54 108H51V110L48 111V113L51 112V111H53V110H56ZM140 108H141V106H140ZM140 108H138V111H139ZM220 108H222V111H223V118L226 117V119L228 118L229 120H231V122L228 121V120H225V123H224L223 122L224 120L221 119V123L222 124L220 123L219 116L222 117V115H219L218 116V114H221L222 113V111H221V113H219L220 112V110H219ZM33 109H34V107H33ZM162 109H161V111H163ZM167 109H168V107H167ZM167 109H166V112H167ZM104 110L106 111V109H104ZM125 110L126 109H122L120 111L117 110V112L121 113L123 111L124 113H126ZM26 111L27 110H25V113H27ZM29 111H31V113L32 112H35L32 109H28V112ZM38 111H41V110H38ZM71 111H73V110L71 109ZM102 112H104V111L102 110ZM164 112L165 111H163V113ZM59 113H61V112H59ZM146 113H147V111L145 112V114ZM163 113H161V114H163ZM145 114H144V117L143 118H141L142 117L141 116L140 119L139 120H136V121L142 123L143 120L141 121V119H144L145 117L147 118V115L148 114H146V115ZM164 114H166V113H164ZM44 115L45 116H49L47 114V112ZM69 115L71 116L70 113L68 114V117H69ZM149 115H151V114H149ZM207 115L208 114L205 115L206 118L208 117ZM53 116H55V115H53ZM164 116H166V115H164ZM24 117H23V119H24L23 122L24 123H26V121L28 122L27 118L25 117L26 118L25 119ZM40 117H41L40 119H42V116H40ZM47 118H49L51 120L50 117H47ZM63 118H62V120H64ZM163 119H164L163 120L164 122H160V123H165L166 122L165 121V118H163ZM39 120H37V123H38ZM131 120H132V122H130ZM226 121H227V123H226ZM229 122L231 123L230 126L228 125ZM40 123H41V121H40ZM45 124L46 123H43L42 127H46ZM137 125H139V123H137ZM158 125H159V127H158ZM167 125H169L171 128H168V127L166 128ZM218 125H220V126H218ZM223 125H224V127H223ZM55 126H57V125H55ZM141 126L142 125H139V128ZM214 126H218V129L219 130L220 129L222 130L223 128L226 129V126H229L228 127V129H229L228 130V133L226 134L227 137H225V135H224V140L222 139L221 142L218 141L220 143H218V142L216 143L215 142L217 139L219 140V136L218 135L220 134V132L218 131V129L217 130L215 129L216 131H212V128ZM28 127H30V126H28ZM103 127H105V129L108 128L107 130H109L110 127H111V129H110L111 132L109 134H106V136H109V137H107V139H104L103 138L105 136V134L99 133L101 131V129H103L102 132L105 131V129ZM146 127H148V125L147 126L145 125V127H144L143 130H146L145 129ZM151 127L152 126L150 125L149 132L151 131ZM59 128H57V129L55 128L56 131ZM95 128L96 129L97 128L98 129L100 128L99 129L100 131L94 130ZM178 128H179V130H178ZM167 129H169V130H167ZM171 129H172V131H171ZM10 130H12V131L9 132ZM51 130H52L51 132H50V129H49L48 132H45V133H47V135L49 134V132L51 134L52 133H55V132H53L54 129L51 128ZM64 130H65V133H66L67 130L66 129H64ZM26 131H28V130H26ZM58 131H57V133H58ZM93 131H98V132H96V133L94 132L93 133ZM142 131L140 132L141 133L140 135H145V134H142ZM152 131L154 133V130H152ZM62 132H63L62 130L59 131V133H61V134H62ZM149 132L146 133V134H150ZM217 132L219 134L217 135L218 137L216 138V135L214 134V136H215L214 137L212 135V133H217ZM57 133H55V134H57ZM156 133H161V130L159 132H156ZM18 134L20 135V130H19ZM28 134L29 133H27L26 135H23V136L27 137ZM151 134H152V132H151ZM19 135H16V136H19ZM47 135L45 134L46 137H47ZM83 135L85 137H83ZM155 135H153L154 138L156 136H159V137L162 136L161 134H158L156 136ZM23 136L21 138L22 141L24 139ZM172 136H171V138H173ZM48 137H51V136L48 135ZM82 137H83V139H82ZM159 137H157L156 139H159ZM162 137H164V136H162ZM162 137H161V139H162ZM14 138H16V137H14ZM42 138H44V136ZM54 138H56V135H55V137L48 138V139L45 138V139L47 141H49L51 139L54 140V141H56V139H54ZM87 138H88V140L89 139H92L90 141H92L93 144L90 141L87 142V144L91 147V150H90V147L87 146V144L85 145L86 141H88ZM141 138H142V136H141ZM150 139H152V137ZM40 140H42V139H40ZM103 140H107L108 142H110V140H111V142L113 144H111V142L108 143L107 141H103ZM225 140H227V142H225ZM164 141H166V140H164ZM38 142H40V143H38ZM50 142H48V145L50 144ZM66 142L64 141V144ZM83 142H85V143H83ZM162 143L164 145H162ZM226 143H227V145L225 146L224 144H226ZM73 144L75 145L76 144V141ZM35 145H36V143H35ZM43 145H45V144H43ZM94 148H96V149L95 150H92ZM113 148L116 149V147H113ZM187 150H189V151L191 150V155L190 154H187V157H186L185 156V153L187 152ZM71 151H72V153H71ZM93 152L91 154H93ZM78 154H79V152H78ZM62 155H64V153ZM62 155H61V157H62ZM37 157H39V159ZM66 158H64L63 160L64 161H66V160L68 161L69 159L68 158L66 159ZM184 163H185V165H184ZM140 169H141V171H140ZM53 171H54V169H53ZM144 172L145 171H143L141 174H143ZM181 173H182V175H181ZM146 174H148L147 171H146ZM194 175H197V177H195ZM183 176H185V175H183ZM142 177H144V176H142ZM182 180H180V182H182ZM50 181H51V187H50V189H46V185L48 183H50ZM43 182H45V183L43 184ZM199 182H200V184H199ZM155 183H157V182H155ZM247 183L252 184V186H251L252 188L248 192V199H249V201L244 206V202H243L244 198L242 197V191H243V193H244V191H245V193H247L246 190H247L248 187H246V189L244 188L245 190H242L243 188H241V187L244 186ZM202 185H204V187ZM145 186H144V188L146 189ZM183 186H184V184H183ZM151 188L152 189H149V191L153 190L154 192H150L149 193V192H147L148 190H143L142 188H140L141 190H143L142 193H141L140 192L141 190H138L137 189L138 190L137 195H140V194L142 195L143 194L142 197H144V196L146 197V194H148L149 196L147 195L148 196L147 200L150 199L149 197L152 198V196L154 195L153 199H155L159 195H162L163 193L161 194L160 191L164 192V189H165V187L163 188L162 186L161 187L159 186V190L160 191H157L156 190L157 188H154L156 191L153 189V187H151ZM161 188L163 190H161ZM170 188H172V187H170ZM199 189H200V191H199ZM211 189H213V187H211ZM165 190L168 191V189H165ZM167 191L165 193V197H167L166 195H168V194H169V197L170 198L173 197V195L170 196L171 193H169V192L167 193ZM186 192H187V190H186ZM176 193H177V191H176ZM128 194H130V193H128ZM216 194L217 195L219 194L220 197L223 196V199H224V196H225L226 199H227V201H228V202H226L227 204L226 203L224 204L225 201L220 202L223 199H221V198L219 199L218 197H214ZM111 195H109V197ZM130 195H132V196H131V198H129V201L134 197L133 194H130ZM39 196L42 197V201H39V199H38ZM106 197H107V195H106ZM142 197L141 196L140 197L139 196L138 197L136 196V197H134L133 200L137 201V203H138L139 200H140V198H142ZM163 197H164V195H163ZM162 198H159V200H158L159 202L156 204V205L159 204V207L161 205L160 204L161 201L164 200V198L163 199ZM241 198L243 200H241ZM50 199H51L52 202L51 201L49 202ZM105 199H103V201ZM160 199H161V201H160ZM245 199L247 200V198H245ZM147 200L145 199L144 201H147ZM118 201H119V204L117 203ZM153 201H156V200H153ZM101 202H99V205H101L103 203V202L102 203ZM179 202L176 203V204L179 205ZM185 202L186 201H184L183 203H185ZM102 205L104 206V204H102ZM118 205H119V207H118ZM152 205L155 206L154 204H152ZM163 206H165V204ZM197 206H198V204H197ZM201 206H198V207H200V212L205 209L204 207H201ZM51 207H53V206L51 205ZM115 207L117 209H115ZM149 207L151 208V204H150ZM187 207H189V206H187ZM14 208H16V211H13V210H15ZM160 208H159V210H160ZM164 208L167 209V207H163V209ZM173 208L174 207H171V209H173ZM202 208H204V209H202ZM145 209L146 210H141L142 212H139L140 209H138L139 211L136 210V208L133 211L131 209L132 212H134V211L135 212L133 214L130 213V215H128L127 213H129L130 211L127 212L126 211L127 208H126V210L123 208L122 211H126V213H123L122 212L124 214V216H121L122 214H121V212H119V210H121V207H120V209L118 210V212H119L118 213V218L119 217H124V218L126 217L127 218V216H131L130 219H127L128 222H129V224H130V221L129 220H134V218H136L135 217L136 216L135 213L138 212L139 213L138 215H140V217H142V218L143 217H146V216H143V215H147L148 216L149 213H152L151 216H153V219H154V214H153L154 213V210H153V212H150L149 211L150 209L147 210L148 207H146ZM163 209L161 211L162 212H165V211H163ZM168 209L170 210V207H168ZM51 210H53V208L50 209V212H51ZM96 210L98 212V206H95V211ZM221 210H223V209H221ZM143 211L145 213H146V211L147 212L149 211V213H146V214L144 213L143 214ZM212 211H214V210H212ZM21 212H22V214H20ZM97 212H96V215L98 214ZM183 212H185V210H183ZM207 212H208V210H207ZM52 213H51V215L54 214V213L53 214ZM210 213H211V211H210ZM119 214H121V215L119 216ZM125 214H127V216ZM164 214L165 213H163L162 216H160V214H159L160 218L161 217H164V216L165 217L168 216V212H167V215L166 214L164 215ZM180 214H182V212ZM219 214L221 215L220 212H219ZM224 215H222V218L223 219H224V217H223ZM242 215H245V213L242 214ZM207 216H209V215H207ZM140 217H138V218H140ZM55 218L58 221V219H57L56 216H55ZM87 218H88V220H87ZM89 218L92 219L93 222L90 221ZM115 218H117V216H115ZM124 218H123V220H124ZM142 218H141V220L140 219L139 220L142 223H144L143 226L146 227L145 225H148V222L147 221L146 222H143V220L145 218L143 220H142ZM149 218H152V217H150V214H149ZM149 218L147 217L148 220H149ZM173 218H174V216H172V220L171 221H174V222L178 223L179 219L177 218V221H175L174 219H176V218H174V219ZM227 218H229V217H227ZM53 219H54V217H53ZM85 219H86V222H85V225L84 226L81 225V223L83 221H85L84 218H83V219H81L83 221H80V223H79V221L77 222L79 225L76 223L78 226H75V225L72 224L75 227H73V226L69 227V229L67 230L68 232L63 230V233L66 234V232H67V236H65L66 239L64 238V236H62V235H65V234H63V233L60 234L61 237H63L62 238L63 239V243L68 244L69 245L68 247L72 246L73 243H76L78 246L79 245H82V243H85L86 239H88V238L90 239V236L91 235H94L93 233H98L97 231L98 230H101V227L102 226L99 225V224H97V226H96L93 217H88V215H87V217H85ZM119 219L116 220V222L118 224L121 223V219L120 220ZM47 220H49V219H47ZM57 221H56V224L58 223ZM126 221H125L124 225L128 224ZM214 221L216 222L217 220L214 219ZM223 221L226 222L225 219ZM232 221H234V220L232 219L231 222H229V223L232 224ZM133 222H135V221H133ZM133 222H132V225H133ZM136 222H137V220H136ZM163 222H162L161 225H160V222H157V223L160 225V227H162L163 226ZM174 222H172V223H174ZM185 222L186 221H184V223ZM204 222H206V221H203L202 222V220H201V222H200V223H203V224H201V227L203 225L202 228L206 227V225H204ZM111 223L112 222H110V224ZM154 223H156V220H153V225H154V228L156 229V231H158V234L159 235L160 234H163L164 231H165V230L163 231V227L161 228L162 230H160V231H163V232H160L156 228L157 223L156 224H154ZM169 223L172 224L168 220V225H169ZM93 224L96 226L95 229H94V225ZM118 224H116V225H118ZM137 224L139 225L140 223H137ZM166 224H167V222H166ZM183 224H182V226H183ZM185 224H184V226H185ZM217 224H219V223H217ZM238 224L242 226V224L240 223V221L238 222ZM38 225H39V223L37 224V226ZM51 225L49 226L50 229H51ZM134 225H135V223H134ZM140 225L138 226L139 228H135L134 230L137 229L136 231H138L140 229ZM112 226H113V224H112ZM169 226H172V225H169ZM218 226L223 227V226H221V224H219ZM103 227H104V225H103ZM144 227H141V229L142 228L145 229ZM208 227H207L208 230H215L212 227H210V228H208ZM49 228L47 229V231L49 230ZM120 228L122 229L121 226H120ZM165 228H167V226ZM172 228H174V227H172ZM172 228H170V229H172ZM45 229H42L40 232L41 233L42 232L44 233L43 230H45ZM125 229L126 228H124V230ZM143 229L141 230V232L143 231ZM149 229H150V227H149ZM149 229H147V230H149ZM155 229L154 230L150 229V230L153 232V231H155ZM174 229H176V227ZM181 230H182V228H181ZM181 230H180L181 233H183V232L185 233V230H186V232H188L189 234L190 233L192 234V232L190 231L192 229H189V230L188 229H183L182 230L183 232ZM216 230H219V229H216ZM227 230H229V229H227ZM126 231H127V229H126ZM146 231L144 233H146ZM151 231H150V234H152ZM166 232H168V231H166ZM166 232H165V234H166ZM124 233H125V231H124ZM132 233H135V231L132 232ZM237 233H239V232H237ZM237 233L235 234V236L237 235ZM137 234H138V236L141 234L142 235V236L140 235L141 237H146V235L144 236L142 233H138V232L135 233L136 236H137ZM158 234H157V236H159ZM243 234H244V232H243ZM153 235H155V234H153ZM168 235H170V238H167V237H169ZM232 235H234V234H232ZM241 235H242V232H241ZM260 235H258V236H255L254 235L255 236L254 238H257ZM152 236L148 235L147 238L157 237V236H154V237H152ZM171 236H172V230H171V233H168L166 236H160L158 240L155 239V238L154 239H155V241H158V243H159L162 240L161 237L162 238L165 237V238H163V242L161 241V243H163V245H164V240H165V242L167 241V239H172L173 240L172 242L176 241L175 240V237L172 238ZM236 237H238V236H236ZM193 238H195V234L194 235L192 234V240H193ZM154 239H150L151 242H153ZM245 239H249V238L246 237ZM20 240L18 242H20ZM155 241H154V243H155ZM249 241H250V239H249ZM249 241H247L248 242L247 245H249ZM257 241L264 242L262 240V238H260ZM169 242H170V240L166 242V244L168 243L167 244V247H169V244H170ZM177 242L178 241H176V244H177ZM237 242L238 241H236V244H237ZM52 243L53 242L50 241V243L47 242V243H44V244H46V246H49L51 244L50 247L52 248L53 247V244ZM161 243H159V244L161 245ZM191 243L192 242H190V244ZM251 243H252V241H251ZM43 245H41L38 248H41L43 250L44 247H45V245H44V247H43ZM155 245H156V247L158 246L157 242L155 243ZM163 245H161V246L163 247ZM161 246H159V248ZM178 246L176 248L179 251L180 248H178ZM184 246H185V244H184ZM249 247H251V246H249ZM18 248L15 249V252H17ZM71 248L73 249L72 250L73 253L71 252V249H68V250H70L69 252H71L74 255L75 254L76 255H79V258H81L80 254L83 252L82 249H85V248H81V250L78 249V248L75 249L74 246H72ZM235 250L236 249H233V252H235ZM11 251H13V250H11ZM85 252L86 253L88 252L87 251V248H86V251ZM182 252H183V250H182ZM185 252H187V251L184 250V253ZM238 252L241 253L240 251H238ZM242 252H243L244 255H246L245 254L246 253L245 250H243ZM7 253H8V251H7ZM71 253H68V254H70L69 257L72 256ZM9 254H10L9 256H11V253H9ZM35 254H37V253H35ZM74 255L71 257V259L75 257ZM12 256H11V258H12ZM181 258H182V256H181ZM76 260H79V259L76 258L75 259V262H77ZM81 260H84V259H81ZM15 261H17V259H15ZM72 264H75V263H72Z\"/></svg>","mask_w":264,"mask_h":264}]
</instances>
